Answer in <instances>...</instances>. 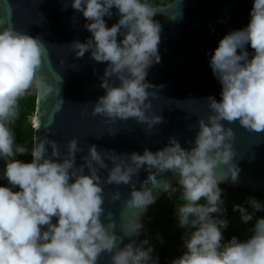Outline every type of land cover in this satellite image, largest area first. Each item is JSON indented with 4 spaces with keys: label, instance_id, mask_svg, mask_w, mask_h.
<instances>
[{
    "label": "clouds",
    "instance_id": "9594fccd",
    "mask_svg": "<svg viewBox=\"0 0 264 264\" xmlns=\"http://www.w3.org/2000/svg\"><path fill=\"white\" fill-rule=\"evenodd\" d=\"M69 6L83 15L91 33L85 41L69 44L73 54L83 58L87 52L106 62L99 77L104 91L91 103V114L109 126L134 119L152 130L162 123L149 99L156 98L162 85L146 79L148 69L160 62L161 26L152 19L157 8L150 0H68L63 7ZM113 8L119 19L109 27L104 18H111ZM246 45L254 50L251 54ZM48 51L40 36L0 27V160L5 162L0 177L7 181L0 184V264H98L102 254L110 264H158L149 240L134 239L144 230L140 215L121 219V236L113 214L105 215V185L121 184L129 187L124 204L141 213L156 200L153 186L165 193L179 186L183 203L175 207V215L184 229L183 251L170 264H264V216L255 215L264 211V204L255 197L246 199L248 207L234 204L243 223H254L247 238L225 241L228 221L219 187L226 177L235 182L240 172L229 125L264 132V0H252L247 25L223 35L209 55L220 98H206L208 114L197 119L188 148L172 136L155 151L144 147L117 153L89 144L77 164L76 154L83 149L75 137L63 153L47 135H36L31 149L17 144L12 124L20 98L30 90L45 97L52 92L40 71ZM32 126L38 129L37 119ZM28 153V161L17 158ZM221 165L226 171L218 179ZM140 170L148 175L137 187L133 177ZM165 172L174 175L175 186L161 179ZM108 199L120 200V191H111Z\"/></svg>",
    "mask_w": 264,
    "mask_h": 264
},
{
    "label": "water",
    "instance_id": "95a60500",
    "mask_svg": "<svg viewBox=\"0 0 264 264\" xmlns=\"http://www.w3.org/2000/svg\"><path fill=\"white\" fill-rule=\"evenodd\" d=\"M67 2L0 0V27L10 26L33 37L40 36L49 50L42 57L40 71L52 92L46 97L37 95L33 119L38 120L39 126L37 130L33 128V141L36 135L40 138L47 135L57 142L63 153L67 141L75 137L83 149L76 154L77 164L82 162L80 158L89 144H95L98 150L113 149L117 153L141 152L144 147L155 151L172 136L182 147H190L188 141L194 138L197 119L206 117L209 111L206 98L210 95L220 98L221 85L212 74L209 55L223 35L247 25L252 0H172L154 5L157 13L152 19L161 26L160 62L148 69L146 79L154 85H162L157 89L156 98L149 99L152 110L163 117V122L152 130L137 124L134 119L117 121L109 126L103 117L91 114V103L104 91L99 77L103 75L106 62L95 61L87 52L83 58L73 54L69 44L74 40L83 42L91 33L85 29L87 21L81 13L70 6L63 7ZM112 12L111 18H104L109 27L119 19L115 8ZM120 38L118 35L117 39ZM246 48L250 54L254 51L250 45ZM229 126L234 130L233 160L240 172L235 182L226 177L219 184L264 195V132H249L236 123ZM4 163L0 160V171ZM225 171L224 166H218L217 178H222ZM147 175L146 171L140 170L133 182L139 187V182ZM163 178L176 185L171 172H165ZM0 184H7L6 179L0 177ZM114 190L121 193L118 201L108 199V194ZM104 193L105 215L107 212L113 214L117 236L122 235V218L134 219L140 215L143 219L165 194L158 186H153L156 200L141 213L140 209L129 208L123 202L129 193L128 185H105ZM134 239L138 242L141 238ZM128 240L125 237L123 243ZM98 264H110L108 255L102 254Z\"/></svg>",
    "mask_w": 264,
    "mask_h": 264
},
{
    "label": "trees",
    "instance_id": "16d2710c",
    "mask_svg": "<svg viewBox=\"0 0 264 264\" xmlns=\"http://www.w3.org/2000/svg\"><path fill=\"white\" fill-rule=\"evenodd\" d=\"M150 3L154 6L158 3H165V0H150ZM36 98L37 94L32 90L20 98L18 101L19 115L12 124L16 143L29 149L33 145L34 129L31 117L35 113ZM17 158L28 161L31 159V155L28 153ZM219 187L223 190L222 198L225 201V217L228 221L227 228L223 230L224 240L227 241L233 236L241 239L240 213L233 209V205L241 204L248 207L246 204L248 197H255L264 204V195L260 192L240 187H228L223 184H219ZM181 203H183L181 190L178 187L175 192L165 193L163 197L158 199L142 219L144 230L141 232L140 238L149 240L154 248L153 256L158 258V264H170V261L178 257L183 251L181 236L184 229L178 226L175 215V207ZM255 215L264 216V211L257 212ZM253 223L254 221H250L249 230ZM158 236L162 240L158 239Z\"/></svg>",
    "mask_w": 264,
    "mask_h": 264
},
{
    "label": "rangeland",
    "instance_id": "374dc122",
    "mask_svg": "<svg viewBox=\"0 0 264 264\" xmlns=\"http://www.w3.org/2000/svg\"><path fill=\"white\" fill-rule=\"evenodd\" d=\"M170 0H165V3L169 2ZM160 4V3H158ZM31 91V90H30ZM29 91V92H30ZM31 120L33 121V116L31 117ZM179 186H176V188H178ZM240 223H241V226H240V230H241V239H245L247 238L248 235H250V231H249V223L248 222L247 224L243 223L240 219Z\"/></svg>",
    "mask_w": 264,
    "mask_h": 264
}]
</instances>
